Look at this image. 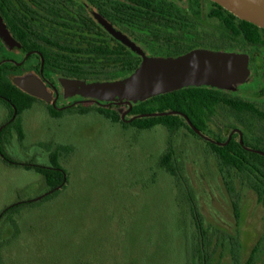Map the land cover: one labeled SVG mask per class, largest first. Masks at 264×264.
I'll return each mask as SVG.
<instances>
[{"label":"rangeland","instance_id":"obj_1","mask_svg":"<svg viewBox=\"0 0 264 264\" xmlns=\"http://www.w3.org/2000/svg\"><path fill=\"white\" fill-rule=\"evenodd\" d=\"M4 117L0 106V124ZM16 123L0 143L14 163L0 158V213L38 202L0 218V264H196L198 237L209 243L213 264H244L253 250L254 264H264V206L233 184L234 175L218 174L184 129L172 139L187 166L177 182L158 167L170 137L163 127H125L94 110L52 118L42 104ZM58 147L67 182L50 199L36 200L48 187L23 165H49Z\"/></svg>","mask_w":264,"mask_h":264},{"label":"flooded vegetation","instance_id":"obj_2","mask_svg":"<svg viewBox=\"0 0 264 264\" xmlns=\"http://www.w3.org/2000/svg\"><path fill=\"white\" fill-rule=\"evenodd\" d=\"M0 18L18 44L7 48L0 38L1 77L12 85L15 79L42 85L51 101L25 93L36 99L29 109L42 104L52 118L77 115V109L87 106L77 95L65 96L62 79L88 83L108 76L120 79L132 73L143 57H178L196 50L239 57L248 77L230 91L183 88L201 95L203 111L197 110L193 120L188 107L179 113L192 126H200L195 128L202 136L176 116L186 136L202 143L214 159L216 172L223 178L234 175L233 184L252 191L264 206L253 191L264 189V29L211 0H0ZM0 99L9 105L0 103L5 111L1 133L29 109L18 114L8 100ZM112 107L117 106L102 108ZM50 109L60 116H52ZM13 135L9 131L6 140ZM172 139L168 136L167 147H172L175 172L181 174L187 166L181 165ZM227 145L236 159L229 168L220 165L213 150ZM0 158L13 164L1 153Z\"/></svg>","mask_w":264,"mask_h":264},{"label":"water","instance_id":"obj_3","mask_svg":"<svg viewBox=\"0 0 264 264\" xmlns=\"http://www.w3.org/2000/svg\"><path fill=\"white\" fill-rule=\"evenodd\" d=\"M211 1L238 19L264 29V0ZM0 38L5 47H18L1 18ZM247 77V70L239 57L196 50L178 57H143L132 73L120 79L98 80L92 83L79 79H62L61 84L65 96L77 95L81 103L97 107L117 106L115 110L123 123L140 118L178 115L187 121L193 131L202 136L179 112L167 110L132 116L128 113L132 106L138 103L187 87H209L230 91ZM13 85L34 98L46 103L51 101V94L34 81L15 79Z\"/></svg>","mask_w":264,"mask_h":264},{"label":"trees","instance_id":"obj_4","mask_svg":"<svg viewBox=\"0 0 264 264\" xmlns=\"http://www.w3.org/2000/svg\"><path fill=\"white\" fill-rule=\"evenodd\" d=\"M245 24H248L246 22H243ZM252 27V25L248 24ZM1 71V70H0ZM103 80H115L114 77H103ZM0 96L8 100L10 104H12L16 110L17 113L20 114L26 109H29L33 102L36 101V99L26 95L25 93L21 92L19 89H17L14 85L8 83L5 81L1 75H0ZM201 95L198 94L195 90H186V89H180L177 91H173L170 93H166L164 95H159L153 98H150L144 102L138 103L134 106H132L131 110L129 111L130 115H139V114H149L153 112H162V111H175V112H184L186 113V108H189V112L187 113L189 115V118L193 120V115L197 112L203 111V101L200 97ZM204 98L206 95H203ZM0 103L4 104L5 106L9 107L8 103L6 101H3L0 99ZM90 110H94L95 112H98L100 115L104 116L106 119L110 120L114 123H121L119 115L112 111L110 108L104 109L102 107H81L77 109L76 112L79 114H84ZM51 115L54 117H59L60 113L55 112L54 110L50 109ZM17 119L13 122L16 123ZM12 123V125H13ZM123 126L132 127L138 130H149L151 128H154L156 126L163 127L169 135H174L176 132H178L182 128V124L180 123L178 116L176 115H168V116H162V117H153V118H140L135 119L130 123H122ZM195 127L200 129V126L195 125ZM9 128L2 130L0 133V143L2 142H8L6 140L7 135H9ZM14 131L17 133L18 139L23 138L21 126L19 123H16ZM1 136H3L1 138ZM63 148V147H61ZM213 150L217 154L219 163L221 166L230 167L231 165L235 164L234 158L231 157L229 151L232 150L230 145L224 146V147H217L213 146ZM0 153L6 158L7 161H11L3 152V150L0 148ZM172 154L173 149L171 146L167 147L165 152L160 156L158 166L165 169V172L168 173L171 176L176 177L177 182H182V179L180 177L179 173L175 172V167L172 160ZM49 165H32V164H25L23 165L27 169H33L36 173L41 175L43 177L45 185L48 187V194L43 195L41 197V200L39 201H45L50 199L52 196H55L61 188H63L67 182V173L66 171L59 165L58 159L60 157L59 155V147L55 148L51 153H49ZM14 164V163H13ZM239 165V164H237ZM227 175V174H226ZM225 177V175H223ZM257 196L259 201L264 200V189H254L253 190ZM38 201H24V202H18L15 204H12L10 206H7L4 208L0 213V218L3 217L6 214H14L17 213L22 207L31 204V203H37ZM192 209V208H191ZM191 215L195 220L196 223V230H199V225L197 222V215L193 211ZM236 218L238 217L237 212H235ZM202 237L196 238V242L198 243V251L194 254V260L196 264H213L212 258L208 249H209V243H205V241H201ZM202 242V243H201ZM201 245V247L199 246ZM200 250V251H199ZM254 252L253 250L248 259L244 264H254Z\"/></svg>","mask_w":264,"mask_h":264}]
</instances>
